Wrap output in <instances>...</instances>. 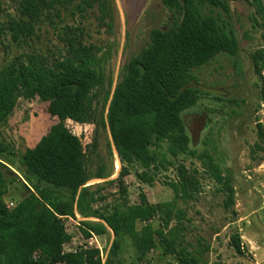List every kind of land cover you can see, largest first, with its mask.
Segmentation results:
<instances>
[{
    "label": "trees",
    "instance_id": "1",
    "mask_svg": "<svg viewBox=\"0 0 264 264\" xmlns=\"http://www.w3.org/2000/svg\"><path fill=\"white\" fill-rule=\"evenodd\" d=\"M252 1L262 20L257 24L264 29L263 0ZM161 2L170 13L168 26L152 30L148 47L124 67L107 112L98 110V96L104 89L103 49L85 46L80 38L71 40L66 54L59 58L26 53L0 66V124L21 98L47 103L49 114L57 119L39 142L23 153L21 164L29 180L35 181L30 188L0 159V264H104L95 248L64 252L72 237L61 218L76 219V213L85 218L80 221L85 240L113 233L115 239L105 264H123L120 254L126 238L136 251V263L132 264H140L158 246L164 255L173 256L176 264H208L204 256L210 246L198 240L196 247H189L185 240L187 215L177 200L194 199L199 185L184 166L178 167L179 181L169 184L176 198L169 203L151 204L141 195L139 204H128L123 179L131 166L139 164L144 169L139 179L153 185L151 171L167 169L180 156H187L202 162L210 178L228 193L226 206L235 204L231 178L221 173L211 152L191 148L183 115L203 97L192 85L194 71L221 54L237 57L239 41L230 22L214 13L220 8L230 14L226 0ZM95 6L104 16L106 0H20L21 17L11 22L13 37L16 41L32 38L41 17H51L61 8L72 7L82 13ZM253 58L255 73L261 76L264 50ZM262 82L264 99V79ZM69 121L110 130L122 169L116 180L106 183L119 182L120 202L94 207L105 198L88 183L107 176L103 170L95 175L87 173L80 140ZM258 137L253 155L264 153L262 126ZM165 146L167 153L162 152ZM14 189L18 191L16 201L9 208L5 197ZM155 219L160 221L159 229L151 224ZM140 223L144 225L139 229ZM232 245L242 253L237 236Z\"/></svg>",
    "mask_w": 264,
    "mask_h": 264
},
{
    "label": "rangeland",
    "instance_id": "2",
    "mask_svg": "<svg viewBox=\"0 0 264 264\" xmlns=\"http://www.w3.org/2000/svg\"><path fill=\"white\" fill-rule=\"evenodd\" d=\"M226 1L230 14L220 8L214 9V13L220 14L234 28L239 54L237 57L218 55L210 64L194 71L196 81L192 85L203 97L194 109L183 115V120L191 148L210 151L221 173L231 178L235 204L227 207L228 193L210 178L202 162L187 156H180L167 169L151 171L155 175L153 185L143 183L138 174L144 169L139 164L133 165L123 185L130 205L139 204L141 195L151 204L169 203L176 199L169 184L179 181L178 167L183 165L199 185L194 199L177 200L179 209L187 215L184 222L186 244L196 247L197 241L202 240L209 245L210 250L204 256L208 264H264V153L252 154L254 144L260 141L259 126L264 130V99L261 96L264 69L258 76L253 58L256 52L264 50V29L257 24L262 20L252 0ZM106 2L104 16L96 6L82 13L72 7L61 8L58 15L54 12L51 17L42 16L32 38L16 41L11 22L21 17L20 0H0V66L26 53L59 58L66 54L71 40L80 38L85 46L103 49L100 55L104 58V89L98 96V110L107 112L114 89L122 80L124 67L148 47L152 30L168 26L170 13L161 0ZM56 122L48 112L47 103L38 98H21L14 112L0 124V159L29 188L35 181L29 180L21 164L23 153L33 148ZM68 126L80 140L87 173L95 175L103 170L107 176L88 183L94 192L105 198L94 207L120 202L119 182L106 183L116 180L122 169L110 130L71 121ZM162 152L167 153L166 146ZM167 159L171 160L169 156ZM13 191L5 197L9 208L14 205L18 193L16 189ZM83 220L85 218L78 213L76 219L61 218L76 244L83 238L80 231ZM151 224L154 229L160 227L158 219ZM143 225L140 223L138 228ZM236 236L242 253L233 248L232 238ZM114 239L110 231L92 241V248L101 247L104 264ZM122 244L120 259L123 264L136 263L132 241L126 238ZM140 264H176V260L164 255L158 246Z\"/></svg>",
    "mask_w": 264,
    "mask_h": 264
},
{
    "label": "built area",
    "instance_id": "3",
    "mask_svg": "<svg viewBox=\"0 0 264 264\" xmlns=\"http://www.w3.org/2000/svg\"><path fill=\"white\" fill-rule=\"evenodd\" d=\"M14 205L11 204V207H13ZM93 239L97 240V236H92L90 239L85 240L84 238H81V240H79L77 242V244L74 242L75 240L72 238L70 242H68L67 244L64 245V252L65 253H75L80 247H90L92 248V241ZM97 247V246H96ZM98 250L101 251V247L96 248ZM102 257V256H101Z\"/></svg>",
    "mask_w": 264,
    "mask_h": 264
},
{
    "label": "crops",
    "instance_id": "4",
    "mask_svg": "<svg viewBox=\"0 0 264 264\" xmlns=\"http://www.w3.org/2000/svg\"><path fill=\"white\" fill-rule=\"evenodd\" d=\"M98 238V237H97Z\"/></svg>",
    "mask_w": 264,
    "mask_h": 264
}]
</instances>
